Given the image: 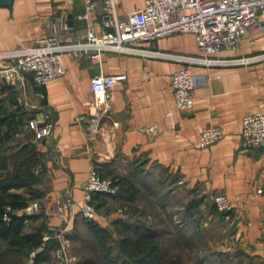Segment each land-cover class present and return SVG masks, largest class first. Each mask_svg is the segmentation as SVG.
I'll list each match as a JSON object with an SVG mask.
<instances>
[{"label":"crops","instance_id":"obj_1","mask_svg":"<svg viewBox=\"0 0 264 264\" xmlns=\"http://www.w3.org/2000/svg\"><path fill=\"white\" fill-rule=\"evenodd\" d=\"M145 2L119 0L117 11L124 14ZM95 5L85 18L83 0L70 5H64V0H12L0 6V50L21 47L45 35L55 36L60 43H75L85 33L86 21L95 31L101 28L100 17L106 7L101 0ZM126 43L137 49L102 50L98 60L89 56L91 50L58 52L66 71L45 85L36 86L30 73L5 82L14 85L24 104L42 108L50 116L48 135L44 144L39 143L45 151L46 168L40 183L46 195L39 210L48 218L47 228L56 236L65 231L61 229L65 225L62 214L53 209L59 194L76 200L73 209L67 210L73 217L67 229L81 220L82 184L92 160L104 171L128 176L139 187L136 199L108 197L109 203L96 215L101 224L109 225L117 218L109 205H114L113 209L120 205L143 209L161 206L163 217H171L170 213L180 208L184 219L180 218L190 224L195 204L210 211L208 204L215 203L214 194L223 192L236 202L232 210L217 211L229 224L225 242H231L227 247L243 257L237 264H264V198L256 195L264 179V147L246 148L241 142L244 113L264 111V24L251 27L238 48L223 46L212 53L227 59L220 64L188 58L201 51L195 34L187 30ZM240 57L252 59L230 61ZM187 66L196 71L206 69L209 77L195 87L190 109L181 112L174 106L170 73ZM99 72L125 77L109 89L110 108L101 116L99 133L90 139L86 120L79 116L94 110L90 80ZM27 95L34 103L25 100ZM38 118L45 119L43 113ZM154 123L156 133L143 129ZM206 124L221 125L224 135L201 146L200 132ZM129 213L135 217L138 212L133 209ZM213 217L208 219L213 221Z\"/></svg>","mask_w":264,"mask_h":264},{"label":"built area","instance_id":"obj_2","mask_svg":"<svg viewBox=\"0 0 264 264\" xmlns=\"http://www.w3.org/2000/svg\"><path fill=\"white\" fill-rule=\"evenodd\" d=\"M74 0H64V5H70ZM98 0H83L84 12L82 16L88 18ZM106 11L100 17L101 28L95 31L93 25L86 21L85 33L75 43H60L55 36L45 35L35 37L26 45L9 50H0V86L3 82L19 79L21 74L30 73L38 85H45L51 78L64 75L66 68L57 58L58 52L72 53L76 50H91L89 56L98 60L102 50L134 51L137 48L126 42L137 40H151L158 36L168 35L176 30L191 31L197 38L201 54L190 56L191 61L203 64H220L227 59H219L212 53L223 46L238 48L242 36L256 24H264V0H146L145 5L133 11L119 14L117 4L119 0H101ZM81 53V52H80ZM251 57H240L230 61H250ZM121 73L105 74L99 72L90 80L94 98L91 102L94 110L79 116L86 120L87 137L93 139L100 131V120L103 113L110 108L109 89L113 84L124 78ZM209 77L208 71H196L190 66L179 67L170 73V88L174 95V106L181 112H186L193 105L196 98L195 87L205 82ZM264 89V83H263ZM48 113L44 116L46 118ZM242 145L246 148L264 147V111L255 109L247 111L242 116ZM30 125L36 131V138L48 135L50 123L40 126L37 119H31ZM143 129L154 134L157 124L143 126ZM224 130L218 124H206L200 132L201 146L213 144L222 138ZM183 182V179L180 180ZM83 195L79 213L88 218H96L98 212L92 202V192L115 194L117 186L109 176H100L96 164L91 160L87 176L82 184ZM256 195L264 198V179L256 188ZM217 209L221 212L232 210L236 202L223 192L214 194ZM76 200L70 195L59 194L54 199V213L62 214L67 229L72 220V213ZM29 206L33 211H39L37 200ZM28 207V206H27ZM10 207L7 206V210ZM27 209V208H26ZM67 211V212H66ZM115 216L126 218L124 206H117L113 210ZM59 235V233L57 234ZM61 236V235H60ZM44 239L49 235H44ZM57 254H63L64 245L55 249ZM33 256V254H31Z\"/></svg>","mask_w":264,"mask_h":264},{"label":"trees","instance_id":"obj_3","mask_svg":"<svg viewBox=\"0 0 264 264\" xmlns=\"http://www.w3.org/2000/svg\"><path fill=\"white\" fill-rule=\"evenodd\" d=\"M39 113H43L44 116L47 114L42 108L28 107L24 104L13 84L5 82L1 84L0 264H27L31 258L32 264L47 263L51 260L52 250L61 245L55 231L47 228L48 218L44 212L39 210L30 213L26 210L33 200H37L40 208L41 199L46 195V189L40 186L46 172L43 161L45 151L39 146V143L44 144L46 137L36 138V131L30 125V120L37 119ZM49 119V115L43 121L37 119L38 124L42 126ZM94 164L100 176L111 177L117 186V192L112 195L92 192L91 199L97 212L101 211L98 209L102 205L109 203L108 197L124 196L136 199L139 187L134 180L126 175L104 171L98 163ZM199 205L195 204L194 211ZM6 206L10 207V210H7L8 220L2 217L6 212ZM109 208L114 210V205H109ZM215 208L217 209L216 203ZM81 220L86 223L102 255L99 260L86 257L82 259L81 264H182L177 259L169 261L164 259L163 251L159 247L160 242L153 238L156 237L155 232H152L153 229L143 221L135 225L125 218H113L110 224L118 233V237H114L110 228L101 224L97 218L81 215ZM28 223L31 225L27 229ZM76 223L77 221L72 226L74 232L77 230ZM74 232L67 235L75 237ZM44 234L49 235V239L44 240ZM39 247L41 248L38 250ZM33 249L35 254L30 256Z\"/></svg>","mask_w":264,"mask_h":264},{"label":"rangeland","instance_id":"obj_4","mask_svg":"<svg viewBox=\"0 0 264 264\" xmlns=\"http://www.w3.org/2000/svg\"><path fill=\"white\" fill-rule=\"evenodd\" d=\"M24 98L28 103H34V100L28 99V95ZM37 119L39 120V118ZM153 183L151 182V184ZM213 206L215 207V203L208 204V210L210 211L206 212L199 207L195 209L194 213L191 214L190 224H185L183 220L184 215L180 213L183 209H174L170 213L171 217H163L161 206L152 207V209L151 207H144V209L141 207L126 208L128 216L125 220H129L135 225H139L140 221L145 222V225H149L153 229L152 232H155L156 237L153 236L154 240L160 242L159 247L163 251V257L166 261L177 259L182 264H237L243 257L241 254H235L232 248L227 247L231 242L228 239V244L225 242L229 232V224L225 219H222ZM133 209L138 212L135 217L129 213ZM7 212L6 206V212L2 215L3 219H9ZM212 214H214L213 221L208 219ZM206 220H209L208 224H205ZM142 224L144 225V223ZM30 225L31 223H28L26 228H30ZM106 226L110 228L114 237H118V233L114 231L111 224ZM76 228L77 230L74 232L73 228L69 227L61 236H58L61 244L64 245L65 253L57 254L54 249L52 250L51 260L39 264H81L82 259L86 257L99 260L102 255L98 251L93 235L88 230L86 223L79 220L76 223ZM73 232L75 237L67 235ZM31 254H35L34 249L30 252V256H32Z\"/></svg>","mask_w":264,"mask_h":264},{"label":"water","instance_id":"obj_5","mask_svg":"<svg viewBox=\"0 0 264 264\" xmlns=\"http://www.w3.org/2000/svg\"><path fill=\"white\" fill-rule=\"evenodd\" d=\"M12 2V0H0V6H7L9 5L10 3ZM28 212H32V208L30 206L27 207L26 209ZM41 247L38 248V250L40 249ZM33 262V259L31 258L27 264H32Z\"/></svg>","mask_w":264,"mask_h":264}]
</instances>
